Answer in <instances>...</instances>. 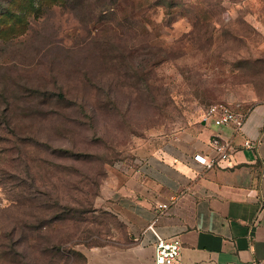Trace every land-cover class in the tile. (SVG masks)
Masks as SVG:
<instances>
[{
    "label": "rangeland",
    "instance_id": "1",
    "mask_svg": "<svg viewBox=\"0 0 264 264\" xmlns=\"http://www.w3.org/2000/svg\"><path fill=\"white\" fill-rule=\"evenodd\" d=\"M218 103L264 104V0H0V264L112 242L108 175Z\"/></svg>",
    "mask_w": 264,
    "mask_h": 264
},
{
    "label": "crops",
    "instance_id": "2",
    "mask_svg": "<svg viewBox=\"0 0 264 264\" xmlns=\"http://www.w3.org/2000/svg\"><path fill=\"white\" fill-rule=\"evenodd\" d=\"M242 130L201 120L146 157L126 174L111 172L98 204L122 234L112 242L83 248L82 264H153L156 223L165 240L182 243L178 264H264V104L251 110ZM214 138L231 145L224 168L202 170L193 160L211 154ZM259 142L256 151L246 141Z\"/></svg>",
    "mask_w": 264,
    "mask_h": 264
},
{
    "label": "built area",
    "instance_id": "3",
    "mask_svg": "<svg viewBox=\"0 0 264 264\" xmlns=\"http://www.w3.org/2000/svg\"><path fill=\"white\" fill-rule=\"evenodd\" d=\"M203 120H213L216 126H235L238 131L242 130L244 117L228 104L218 103L211 105L205 112ZM259 142L246 141L245 147L256 151ZM211 154L197 153L193 156L194 162L202 170H213L224 168L231 159V145L223 143L220 139L214 138L210 143ZM159 214L146 231L151 232L156 239L155 256L153 264H178L181 256L182 243L178 238L173 240L163 239L156 231V223L161 215L170 209V204H159Z\"/></svg>",
    "mask_w": 264,
    "mask_h": 264
},
{
    "label": "trees",
    "instance_id": "4",
    "mask_svg": "<svg viewBox=\"0 0 264 264\" xmlns=\"http://www.w3.org/2000/svg\"><path fill=\"white\" fill-rule=\"evenodd\" d=\"M68 153V152H67Z\"/></svg>",
    "mask_w": 264,
    "mask_h": 264
}]
</instances>
